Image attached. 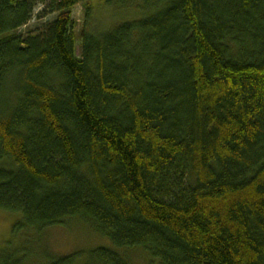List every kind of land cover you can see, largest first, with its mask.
Masks as SVG:
<instances>
[{
    "label": "trees",
    "instance_id": "1",
    "mask_svg": "<svg viewBox=\"0 0 264 264\" xmlns=\"http://www.w3.org/2000/svg\"><path fill=\"white\" fill-rule=\"evenodd\" d=\"M96 1L0 0V209L123 249L32 264H264V0Z\"/></svg>",
    "mask_w": 264,
    "mask_h": 264
},
{
    "label": "rangeland",
    "instance_id": "2",
    "mask_svg": "<svg viewBox=\"0 0 264 264\" xmlns=\"http://www.w3.org/2000/svg\"><path fill=\"white\" fill-rule=\"evenodd\" d=\"M92 25L108 27L111 24L130 20L128 17L135 13L133 10L113 11L104 3V0L95 2ZM54 15L49 16L52 19ZM72 17L75 23V35L77 38V55L80 54V36L85 27L84 9L82 4L73 7ZM43 21L33 16L32 19L18 31L27 35L29 32L42 28ZM93 26V27H95ZM20 216L0 209V263H5L10 257L24 256L25 264L37 262L45 256L46 252L53 255L86 252L95 248L105 247L123 252V249L115 248L108 238L100 236L87 225L80 221L69 220L62 225L46 228L36 235L29 234L23 238L24 233L12 232L11 224ZM132 258V261L130 260ZM129 264H148V254L140 249L127 251Z\"/></svg>",
    "mask_w": 264,
    "mask_h": 264
}]
</instances>
